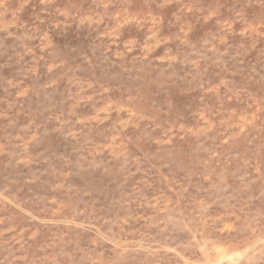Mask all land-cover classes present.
<instances>
[{
  "label": "rangeland",
  "instance_id": "obj_1",
  "mask_svg": "<svg viewBox=\"0 0 264 264\" xmlns=\"http://www.w3.org/2000/svg\"><path fill=\"white\" fill-rule=\"evenodd\" d=\"M0 264H264V0H0Z\"/></svg>",
  "mask_w": 264,
  "mask_h": 264
}]
</instances>
